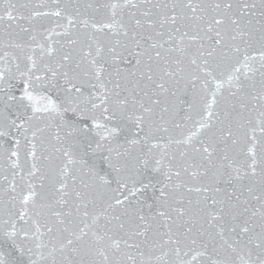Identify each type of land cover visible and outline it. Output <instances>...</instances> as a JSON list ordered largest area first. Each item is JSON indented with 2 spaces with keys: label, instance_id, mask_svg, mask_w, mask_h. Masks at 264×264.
<instances>
[{
  "label": "snow or ice",
  "instance_id": "1",
  "mask_svg": "<svg viewBox=\"0 0 264 264\" xmlns=\"http://www.w3.org/2000/svg\"><path fill=\"white\" fill-rule=\"evenodd\" d=\"M0 264H264V0H0Z\"/></svg>",
  "mask_w": 264,
  "mask_h": 264
}]
</instances>
